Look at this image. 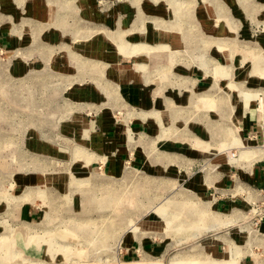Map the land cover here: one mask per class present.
<instances>
[{
	"label": "rangeland",
	"instance_id": "rangeland-1",
	"mask_svg": "<svg viewBox=\"0 0 264 264\" xmlns=\"http://www.w3.org/2000/svg\"><path fill=\"white\" fill-rule=\"evenodd\" d=\"M261 8L0 0V264H264Z\"/></svg>",
	"mask_w": 264,
	"mask_h": 264
},
{
	"label": "crops",
	"instance_id": "crops-1",
	"mask_svg": "<svg viewBox=\"0 0 264 264\" xmlns=\"http://www.w3.org/2000/svg\"><path fill=\"white\" fill-rule=\"evenodd\" d=\"M254 1H256V3L262 7L261 9L264 12V0H254ZM245 128H246L245 129L246 136L250 138L249 143L254 144L252 148L255 149V150L248 152L247 154L253 153V155L256 154L257 157L254 160L251 159L245 165L244 164L241 166L239 165L241 168L234 169L232 167L225 166V171L227 174H231V172L233 171L240 173L239 176H243L242 179L247 181L248 184H250L252 187H256L260 189L261 192H264V130L261 128L260 120L258 119L255 120L252 118L246 119ZM201 172L202 171H200L199 175L203 178L204 174L203 172L202 173ZM235 176H236V173L234 174V177ZM218 178L219 180H221L220 177ZM219 180L217 182V187H220V189L227 190L228 188H233L232 183H229V182L225 183L224 181L222 180L219 181ZM229 190L232 191L233 189H229ZM223 195L224 194L222 193V196ZM218 199L219 200H217V203H216L217 210H224V211H226L229 208H235L237 206V202L239 201H242V200L246 201L245 198H240L239 194L236 191H234V193H228L225 198L219 197ZM235 232H237V230ZM231 233L233 232L231 231L229 234ZM225 235H228V233ZM210 239L211 238H208L207 241L205 242L206 252L210 254L211 256H214L215 258H217V243L209 242ZM229 239L231 240V238Z\"/></svg>",
	"mask_w": 264,
	"mask_h": 264
},
{
	"label": "bare ground",
	"instance_id": "bare-ground-1",
	"mask_svg": "<svg viewBox=\"0 0 264 264\" xmlns=\"http://www.w3.org/2000/svg\"><path fill=\"white\" fill-rule=\"evenodd\" d=\"M149 53V52H148ZM159 117V116H158ZM157 120H160V118L159 119H157ZM245 191L244 192H246L247 191V189H244ZM160 209V208H159ZM158 209V210H159ZM156 212V211H155ZM160 212V211H159ZM159 216V215H158ZM217 219V226H220L221 224H229L230 223V221L229 220H224V219H222V215L219 217V218H216ZM224 220V221H223ZM214 226V225H213ZM250 230V229H249ZM247 231V230H246ZM249 233H250V231H249ZM214 238H216V237H214ZM216 239H219L218 238V236H217V238ZM220 240V239H219Z\"/></svg>",
	"mask_w": 264,
	"mask_h": 264
}]
</instances>
